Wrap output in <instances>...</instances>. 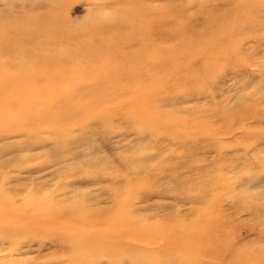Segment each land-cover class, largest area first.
I'll return each mask as SVG.
<instances>
[{"label": "rangeland", "instance_id": "1", "mask_svg": "<svg viewBox=\"0 0 264 264\" xmlns=\"http://www.w3.org/2000/svg\"><path fill=\"white\" fill-rule=\"evenodd\" d=\"M0 264H264V0H0Z\"/></svg>", "mask_w": 264, "mask_h": 264}]
</instances>
